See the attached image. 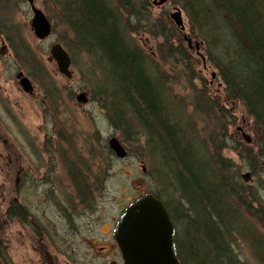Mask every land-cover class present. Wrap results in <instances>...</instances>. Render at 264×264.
Instances as JSON below:
<instances>
[{
	"label": "trees",
	"instance_id": "obj_1",
	"mask_svg": "<svg viewBox=\"0 0 264 264\" xmlns=\"http://www.w3.org/2000/svg\"><path fill=\"white\" fill-rule=\"evenodd\" d=\"M172 1L188 16L192 35L202 43L207 63L222 81L225 99L209 90L196 69L201 59L195 52L181 40L176 44L181 31L170 16L163 13L153 19L147 0H56L75 39L74 44L66 38L63 43L72 62L79 53L88 58L90 101L99 105L123 143L135 148L148 166L156 186L151 193L164 203L177 229L182 264H242L233 254L236 240L250 245L255 259L264 260L263 240L250 220L264 227V181L258 164L264 153L242 139L238 142L250 175L261 174V181L250 187L243 182L241 168L222 155L233 138L229 135L237 117L231 109L237 104L253 119L251 134L261 144L264 140V0ZM145 24L152 26L154 37H163L159 51L165 49L168 55L163 54V62L172 59L181 65L191 85L192 114L185 112L173 91L172 79L175 85L179 82L177 72L163 71L133 39L132 34L147 28ZM14 50L25 60L28 73L49 89L50 77L42 64L28 49L19 50L15 44ZM91 149L104 174L107 159L96 155L97 147ZM75 182L82 193L85 183Z\"/></svg>",
	"mask_w": 264,
	"mask_h": 264
},
{
	"label": "rangeland",
	"instance_id": "obj_2",
	"mask_svg": "<svg viewBox=\"0 0 264 264\" xmlns=\"http://www.w3.org/2000/svg\"><path fill=\"white\" fill-rule=\"evenodd\" d=\"M154 1L158 0H147V10L153 19H160L163 13L170 16L176 8H179L173 5L172 0H168L164 6H157ZM34 3L35 7L45 14L52 25L53 32L46 40L41 41L34 34L31 25L33 14L27 0H0L2 7L0 11L5 13L0 16L9 18L7 24L11 30L13 45L19 46V50L21 48L22 50L28 49L38 63L46 69L50 77V88L47 89L45 84L41 85L28 73L29 68L25 65V60L22 61L14 56H12L13 58H0V136L2 137H0V146L10 147L12 144L13 147L20 148L23 137H27L31 144L38 143L43 141L44 130L52 133L53 129L57 131L61 128L67 137L72 136L73 140L71 141L74 142L72 150L63 152L74 157L72 160L68 157V161L61 158L57 162H49L53 168V176L58 178V181L55 182L56 194L49 192V196L43 197L41 196L42 188L37 190L30 188L27 194L31 217L40 225L56 227L57 233L52 238L48 235H43L42 238L31 229L29 241L22 243L17 235L18 230L7 225L8 222L3 223L4 220L5 222L8 220L4 219L2 211L5 208H2L0 216L3 222L0 221V223H3L4 228L0 230V237L3 234V238L6 239V249L12 259L11 264H107L106 259L99 257L94 252L95 248L106 244L100 231L108 232L109 226L115 224L128 205L141 196L156 190V186L148 175V166L145 161L136 156L135 148L127 147L123 143L120 132L111 127L105 112L100 109L99 105L94 106L90 101L92 85L86 76L90 72L88 58L83 53L75 55L71 66L72 78L60 74L55 62L49 61L52 46L60 44L70 54L63 40L66 38L71 44L75 43V39L61 18L56 0H34ZM181 11L186 29L181 32L179 40L175 39V42L178 44L181 40L185 48L189 49L188 43L184 40L185 34L191 37L193 45L199 43L200 40L197 36L192 35L188 16L183 10ZM145 26L147 28H142L139 33L132 34L133 39L146 54L153 57L156 64H159V68L170 75L177 72L176 80L179 79V82H176L175 85V81L172 79L173 91L181 100V106L185 112L192 114L193 109L189 105L191 85L184 76L185 73L181 71V65L172 59L167 63L163 62V54L168 56L167 50L159 51L160 45H163V37H154L152 26L147 24ZM200 46V52L204 55L205 50L202 43ZM194 52L197 60H200L201 57L196 51ZM70 56L72 57V54ZM206 66L207 68L204 67L201 59L196 65V69L201 71L211 93L225 99L224 87L221 79L216 76V69L208 63ZM18 71H22L33 82V95L26 93L19 86L15 79ZM213 73L215 79L212 77ZM193 85L197 89L200 88L198 81ZM81 93H85L88 97L86 104L79 103L76 99ZM54 98H56L55 103H53ZM236 106V110L231 109L237 117L231 126L229 135L233 138L229 140V148L225 149L222 155L241 168V176L247 186H256L257 180L261 181V178L259 179L261 174L258 178L250 175L251 171L244 163L243 155L237 150L238 142L242 140L245 142L238 128H243L242 133L251 138L250 143L247 144H250L256 152L262 148L264 153V140L261 144L260 141L258 142L257 136L254 133L251 134L253 119L242 110L241 104ZM227 107L229 108L228 105ZM112 138H116L126 149L128 153L126 159H119L115 153L112 156L109 155V151H112L109 141ZM92 147H97L96 155L107 159L105 163H108L109 166L106 164L103 166L104 174L101 168L96 167L98 159H94L90 155ZM131 150L133 153H130ZM34 151L36 154L31 155L29 152L25 156L34 162L33 168H36L40 162L38 159H41V155L37 153V145L34 146ZM46 158L45 160H47ZM0 164L4 163L0 161ZM258 164L262 166L259 171L262 170L261 177L264 181V157L260 158ZM84 166L85 170H82ZM79 172L81 173L79 174ZM34 173L37 174L31 172V176L37 177L38 171ZM100 176L102 180L97 183L96 177ZM81 177L88 180L84 182L85 179ZM3 179L4 175L1 172L0 183ZM77 180L82 181L85 185H92V189L96 193L94 198H86V206L81 204L80 197L77 196V186H79L75 182ZM87 189L86 186L82 193H86ZM262 201L264 202V200ZM54 205L60 207L61 210L57 212ZM68 213L72 216L71 222L66 219L65 215ZM250 220L251 227L256 231L258 237H261L259 240H263L262 244L264 245V227L255 219L250 218ZM46 231L49 232L50 229H46ZM42 239H44L43 245L48 253L42 251L41 248L38 249ZM249 247L242 240L235 241L232 250L238 261L242 264H264V260L254 258V251Z\"/></svg>",
	"mask_w": 264,
	"mask_h": 264
},
{
	"label": "flooded vegetation",
	"instance_id": "obj_3",
	"mask_svg": "<svg viewBox=\"0 0 264 264\" xmlns=\"http://www.w3.org/2000/svg\"><path fill=\"white\" fill-rule=\"evenodd\" d=\"M33 5L35 6L34 0ZM29 6L33 14L30 3ZM0 18L2 17L0 16ZM4 18L5 20L0 21V58H13L12 56L18 58L14 50V45L10 33L11 30L9 29L7 24L9 18ZM189 49H191V47H189ZM49 61L53 62L54 60H51V58L49 57ZM19 73L23 72L18 71L16 73L15 79L18 81V84L20 86V80L17 78ZM239 132L241 133V131ZM66 135L67 134H65V132L61 128L57 131L53 129L52 133L44 130L43 141L41 142L31 144L28 141L27 137H23V141L20 143V148L13 147L12 144L10 147L0 146V161L4 163L3 165L0 164V173L2 172V175H4V179L1 180L0 183V197L2 201L0 203V210L2 208H5L2 213L4 219L7 218L6 220H8L6 222L4 220L3 222L0 216V221H2L3 223L8 222L7 225H10L11 228L18 230L17 235L19 236V239L22 243L29 241L31 229L42 238L43 235H48L50 238H52V236L57 233L56 227H46L45 224L40 225L34 218L31 217L27 194L30 188L31 190L42 188L43 190L41 196L43 197L49 196V192H51L52 194H56L57 189L55 182L58 181V178H56V176H53V168L51 167V164L49 162H57L61 158L68 161V157L71 158V160L74 157L71 154L68 155L67 153L63 152L72 150L74 146V142L71 141L73 140L72 136L67 137ZM70 144L71 146H69ZM31 145H33V147H31ZM35 145H37V153L41 155V159H38L40 160V162L38 163V167L33 168L34 162H31L25 155L29 154L31 148V155L36 154V152L34 151ZM45 158L47 160H45ZM47 161L49 164L47 163ZM35 171H38V175L37 177H35V175L34 177H32L31 172L33 174H37L34 173ZM86 186L88 188L86 193L77 192V196H80L81 204L84 206H86L87 197L94 198L96 195L95 191H93L92 189V185ZM54 206L57 212L61 210V208L57 205ZM65 216L68 221H72L71 214L68 213ZM119 218L116 220L114 225L109 226L108 232L103 233L102 230L100 231L103 238H105L106 244L100 245L99 247L95 248L94 251L99 257L106 259V262H108L107 264H125L121 249L114 237ZM3 223H0V230H3L4 228ZM46 229H50V231L47 232ZM5 241L6 239L3 238L2 234V236L0 237V264H11L12 259L10 258L9 253H7V243ZM43 244L44 239H42V241L40 242L38 249L41 248L42 251L48 253ZM92 246L94 247V244H92Z\"/></svg>",
	"mask_w": 264,
	"mask_h": 264
},
{
	"label": "water",
	"instance_id": "obj_4",
	"mask_svg": "<svg viewBox=\"0 0 264 264\" xmlns=\"http://www.w3.org/2000/svg\"><path fill=\"white\" fill-rule=\"evenodd\" d=\"M28 1L34 15L32 29L36 37L43 40L50 36L51 24L45 14L35 8L33 0ZM167 2L168 0H158L155 1V4L162 6ZM171 19L177 27L185 31L180 9H176L171 14ZM196 47L199 49L198 43H196ZM50 54L51 60H55L59 72L67 78H71L73 75L70 71L71 59L67 51L60 44H56L51 48ZM200 56L202 55L200 54ZM202 59L204 60V58ZM17 78L20 80L23 91L33 95L34 86L30 79L23 73H19ZM77 101L86 104L88 97L85 93H81L78 95ZM243 138L248 143L251 141V138L245 133ZM109 146L119 159H125L128 156L127 151L116 138L109 141ZM247 176L249 177V175ZM174 236L175 227L167 209L161 200L151 194L140 198L125 210L115 232V239L121 249L125 264H181L178 260Z\"/></svg>",
	"mask_w": 264,
	"mask_h": 264
}]
</instances>
